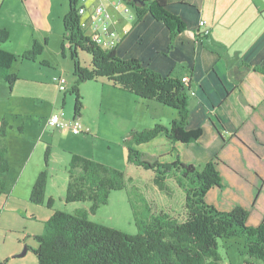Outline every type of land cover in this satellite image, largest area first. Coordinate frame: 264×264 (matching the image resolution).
<instances>
[{
	"label": "trees",
	"instance_id": "obj_1",
	"mask_svg": "<svg viewBox=\"0 0 264 264\" xmlns=\"http://www.w3.org/2000/svg\"><path fill=\"white\" fill-rule=\"evenodd\" d=\"M78 1L69 0V11L64 17V46L70 50L74 62L76 80L70 93L75 96L74 118L84 109L81 86L89 81L105 79L113 87L131 93L143 100L155 101L177 111L178 117L170 127L156 125L152 129L132 131L128 136V164L154 173L153 184L163 194L173 198L174 190L169 180L174 179L177 188L184 194L181 209L154 211L147 206L146 220L139 215L135 203L134 219L140 229L138 234H128L113 227L95 223L90 215L109 203L112 192L127 189L132 177L119 168L93 158L73 153L69 164V181L65 203H90L89 208H78L73 213L53 210L54 198H49L47 207L53 210L45 223L43 235L36 236L34 253L39 264H224L219 251V240L242 238L245 241L244 264H264V222L252 227L247 224L249 212L237 206L232 211H220L206 200L215 186L222 185L216 162L203 166L187 164L177 158L171 163L150 162L143 158L139 146L153 141L161 134L170 141L192 143L202 135L201 130L187 131L190 119L188 85L181 79L164 76L150 67H145L138 58L122 59L117 47L105 49L98 46L80 27ZM138 20L150 14L162 22L174 40L187 29L186 23L168 9V0H127ZM10 34L0 30V45L7 43ZM68 43V44H67ZM45 43L35 41L21 55L24 61L37 62ZM79 50L91 56L90 67L83 66ZM17 56L0 48V75L12 90L19 81L11 73ZM45 66L47 62H43ZM264 73V70H261ZM69 92V88L64 92ZM66 96V95H65ZM11 126L6 119L0 125V196L7 193L3 177L10 171L9 147L6 143ZM25 126L20 125L18 134L23 136ZM51 145L45 151V168L35 181L30 202L43 206L49 181ZM131 201V200H130ZM156 209V208H155ZM5 264V263H3Z\"/></svg>",
	"mask_w": 264,
	"mask_h": 264
},
{
	"label": "crops",
	"instance_id": "obj_2",
	"mask_svg": "<svg viewBox=\"0 0 264 264\" xmlns=\"http://www.w3.org/2000/svg\"><path fill=\"white\" fill-rule=\"evenodd\" d=\"M19 1L26 8V21L34 29L31 40H21L22 47L18 53L12 51L7 43L2 46L7 45L6 51L20 56L31 48L32 40L38 38L36 34L40 27L52 30L50 16L53 5L50 0ZM168 3L169 11L187 25V29L174 40L167 27L150 14L138 20L133 11L135 18L131 19L129 14L116 9L115 5H106L113 16L115 29L121 35H124L125 30L128 31L117 47L120 58H138L145 67L164 76L190 79V119L187 131H202L196 142L173 143L161 134L138 148L144 154L143 147H150L147 159L150 162L158 160L171 163L180 158L184 163L195 166L199 164V167L210 161L216 162L222 185L210 189L207 202L225 212L241 206L249 212L247 224L257 227L264 222V73L261 72L264 70V0H168ZM87 6L93 8L95 3ZM202 20L207 22L210 29L207 36L203 35L204 29L200 27ZM112 89L114 93L109 90L108 97L129 100L137 105L135 95L115 87ZM64 98L66 99L65 96ZM101 108L103 109L102 103ZM113 109L121 122L129 118L137 121L139 115L144 114L137 106L133 112L124 110L126 116L120 104H112L109 111ZM148 115L152 113L145 114L146 120L140 122L141 127L136 125L133 130L147 129V126L159 123L170 126L176 118L173 112L162 110L155 119L152 116V124H147ZM82 118L81 116V134L75 135L71 129L60 130L56 139L64 142L68 137L86 143L91 137H95L90 133L95 132V124L88 125L89 122H84ZM19 137L24 138L22 135ZM43 140L44 137L41 142ZM53 149L51 145V157ZM42 151L45 155L46 147ZM21 153L22 171L13 179L14 187L23 180L25 189L31 193L45 164L38 159L28 172L32 165L31 158L25 156L24 150ZM84 154L97 161L118 166L113 161L97 159L93 153ZM143 158L146 160L145 155ZM8 160L10 162L9 156ZM10 174L11 166L3 179ZM6 195L7 193L3 196ZM47 197L54 198L48 190ZM52 214L53 210L49 209L46 220Z\"/></svg>",
	"mask_w": 264,
	"mask_h": 264
},
{
	"label": "rangeland",
	"instance_id": "obj_3",
	"mask_svg": "<svg viewBox=\"0 0 264 264\" xmlns=\"http://www.w3.org/2000/svg\"><path fill=\"white\" fill-rule=\"evenodd\" d=\"M121 1L126 3L133 12V8L127 0H90L87 2L79 0L78 6L92 3L95 5L101 3L116 5ZM50 2L53 5L50 16L52 30L48 31L42 26L36 34L39 39L32 40L33 43L37 41L41 44L47 40L42 54L37 58L38 63L24 61L20 58L21 55L15 54L18 60L13 64L10 72L17 74L19 81L12 90L13 93L9 83L0 75V121L5 118L11 126L9 136L6 139L9 147L11 174L4 179L8 185L7 195L0 196V264H39L34 253L38 246L35 237L43 235L45 232L46 213L48 214L49 210L47 207L48 197L44 207L34 205L30 202L31 193L25 189L23 180L14 187L13 179L22 171V150H24L26 157L31 158L30 164L32 165L28 168L29 172L38 159L45 164L42 149L47 148L48 145L54 147L52 157L49 160L50 177L47 186V190L55 199L53 210L73 213L76 208H89L90 206V203L67 204L64 200L69 181L68 169L73 153L83 156H85L84 153H93L97 159L113 161L118 165L115 167L134 179L128 184L127 189L112 192L109 203L101 206L96 214L90 215L93 222L134 235L138 234L140 229L135 222L131 202L135 203L140 212V217L142 216L144 220L148 216L147 206H150L153 212L159 211V209L170 210V205L177 210H182L184 194L177 188L174 179L168 181L171 189L174 190L171 199L154 186V173L152 171L129 165L127 161L128 136L132 131L146 129L133 130L136 125L141 127L140 122L146 120L145 114L152 113V115H148L147 122V124H152V116L155 119L162 110L173 112L177 118L178 114L175 109L155 101L143 100L138 96H136L137 105L121 98L114 100L107 95L109 90L114 93L113 85L109 81L105 79L89 81L81 87L84 102L81 116L84 122H89L88 125L95 124L92 125L95 132L91 129L93 132L90 133L92 136H96L91 137L92 141L88 140L86 143L68 137L64 142L56 139L59 137L60 130L70 131V128L51 127L48 125V119L54 114L59 115L61 120L67 124L74 119L75 96L70 93V90L76 78L74 76V62L66 44L65 54L63 53L65 43L64 17L69 11V0H50ZM25 13L26 8L21 1L0 0V30L5 29L9 32V40L12 43L8 41L7 44L15 53L21 50L20 41L26 38L31 40V34L34 31L32 25L27 22L28 20L26 21ZM7 47V45H0V48H4V50ZM79 57L83 66L90 67L92 58L88 53L79 50ZM43 62H47L48 65L45 66ZM62 75L66 78L67 88L69 87V92L66 94L60 90L54 81L55 77ZM114 103L121 105L125 116L124 110L133 112L136 106L138 110H143L144 114L139 115L137 121L128 116L127 121L121 122L115 116L114 109L109 111ZM80 117L78 118L80 119ZM165 117L167 116L165 115ZM172 123L173 121L170 126ZM23 124L25 126L24 138L19 137L18 134L19 126ZM159 125L163 124L159 123ZM147 127V129H152L155 126ZM42 137L45 140L41 142ZM73 143H77V145H73ZM143 148V155L146 156L147 160L150 155L148 150L150 147ZM126 152L127 156H125ZM25 249H27L26 255L18 257ZM219 251L224 257L225 264H243L246 257L245 241L236 237L229 240H219Z\"/></svg>",
	"mask_w": 264,
	"mask_h": 264
},
{
	"label": "built area",
	"instance_id": "obj_4",
	"mask_svg": "<svg viewBox=\"0 0 264 264\" xmlns=\"http://www.w3.org/2000/svg\"><path fill=\"white\" fill-rule=\"evenodd\" d=\"M82 1L87 2L90 0ZM115 8L121 9V11L124 10V13L129 14L131 19L135 18V14L126 3L121 1L115 5ZM78 14L80 16V27L85 32V35L102 48L110 50L117 47L122 41L123 36L128 34V31L125 30L123 33L124 35H121L118 30L115 29L113 16L109 8L103 3L93 6V8H89L87 5L82 4L79 6ZM200 27L204 29V36L209 35L210 29L207 27V22L205 20L200 22ZM54 81L58 84L62 92L67 90V81L63 75L55 77ZM182 81L188 85L190 79L185 77ZM48 125L60 129L69 127L75 135H79L83 131V125L79 118H74L67 124L63 122L57 114L48 119Z\"/></svg>",
	"mask_w": 264,
	"mask_h": 264
},
{
	"label": "water",
	"instance_id": "obj_5",
	"mask_svg": "<svg viewBox=\"0 0 264 264\" xmlns=\"http://www.w3.org/2000/svg\"><path fill=\"white\" fill-rule=\"evenodd\" d=\"M26 253H27V249H25V250L23 251V253L19 254L18 257H23V256L26 255Z\"/></svg>",
	"mask_w": 264,
	"mask_h": 264
}]
</instances>
